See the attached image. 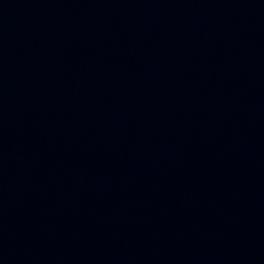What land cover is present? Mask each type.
I'll return each mask as SVG.
<instances>
[{
	"label": "water",
	"instance_id": "1",
	"mask_svg": "<svg viewBox=\"0 0 264 264\" xmlns=\"http://www.w3.org/2000/svg\"><path fill=\"white\" fill-rule=\"evenodd\" d=\"M0 264H264V0H0Z\"/></svg>",
	"mask_w": 264,
	"mask_h": 264
}]
</instances>
